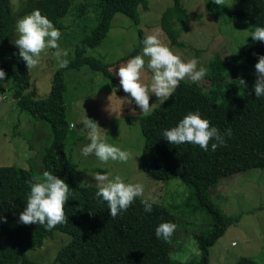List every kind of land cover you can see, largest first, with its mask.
I'll use <instances>...</instances> for the list:
<instances>
[{
	"label": "trees",
	"instance_id": "trees-1",
	"mask_svg": "<svg viewBox=\"0 0 264 264\" xmlns=\"http://www.w3.org/2000/svg\"><path fill=\"white\" fill-rule=\"evenodd\" d=\"M140 2L95 0V24L74 42L73 56L67 59L68 67L54 71L47 95L35 98L26 92L29 71L13 43L16 18L10 0H0V56L5 59L11 96L16 107L49 123L51 140L42 154L43 170L63 179L73 190L72 197L65 203L66 224L57 225L50 231L36 224L24 225L19 222V214L26 207L30 192L27 182L35 183L37 177L31 169L0 166V216L6 219V222H0V264H40L27 256V249L41 244L55 229L70 234V239L58 248L55 255V261L60 264H176L170 257L176 230L167 241L155 236L156 227L163 222L178 225L171 209L148 200L152 211L147 213L141 203L144 198L137 197L127 211L112 219L107 203L95 195L97 188L73 181V162L64 148L68 131L63 95L66 89L64 71L86 65L101 72L114 84V76L108 70L110 62L85 51L100 42L116 13L128 14ZM70 5L71 0H25L20 13L39 9L55 28L60 29V18ZM79 5V14H82L85 3ZM209 5L214 16L224 22H240L250 32L256 27H264V0H236L231 6H217L210 0ZM175 12L185 15L181 0H172L171 8L159 21L173 43L177 42V31L165 21V15L168 18ZM136 50L137 46L115 62L129 57ZM259 56H264V43L254 41L251 36L245 37L223 56L214 53L205 64L209 79L206 89L198 83L183 80L167 101L153 107L149 115L139 118L143 134L139 161L144 174L162 181L179 178L189 186L185 205L201 208L210 217L209 225L193 233L198 259L191 264L209 263V246L240 217V212L224 213L211 199L212 188L218 180L247 169L264 168V96L256 98L253 92L255 64ZM241 79L247 87L241 84ZM189 112H198L201 118L208 119L210 126L216 127L224 137L226 145L215 151L211 150V143L215 141L210 142L208 151L190 143L170 145L162 137L163 131L176 126ZM227 129H231L230 137L225 135ZM253 260L240 256L238 264L247 261L256 264Z\"/></svg>",
	"mask_w": 264,
	"mask_h": 264
},
{
	"label": "rangeland",
	"instance_id": "rangeland-1",
	"mask_svg": "<svg viewBox=\"0 0 264 264\" xmlns=\"http://www.w3.org/2000/svg\"><path fill=\"white\" fill-rule=\"evenodd\" d=\"M209 1L181 0L186 9L184 16L177 12L168 18L165 15V21L177 31L175 43L170 41L159 25L161 17L171 8L172 0H141L128 14L116 13L100 42L85 51L86 54L110 62L108 70L114 76V84L101 72L86 65L64 71L66 89L63 95L68 121L64 148L73 162L71 178L78 184L95 188L92 178L95 173L107 174L110 178L119 175L125 183L142 184L144 193L141 198L168 206L176 215L178 225L170 251V257L176 264H191L198 259V247L193 233L209 225L210 217L201 208L194 209L185 205L189 186L179 178L162 181L144 174L139 161L143 144L139 123L142 114L134 102L129 104L126 101L125 98L130 97V94L122 90L119 78L114 73L127 60L142 53V41L148 35H157L163 44L185 62L195 58L198 61L197 68L205 67L207 59L216 52L222 56L229 53L251 32L240 22H224L214 16ZM235 1L226 0L225 4L231 6ZM94 2L95 0H71L68 11L60 18L62 28L59 29L61 37L58 43L61 49L68 52L65 59L73 56L76 39L95 24L97 17L95 19ZM24 3L25 0H10L16 18L15 25L19 18L31 13H20ZM80 3H85L82 14H79ZM98 10L99 7L97 13ZM14 36H17L16 31ZM135 46L136 52L115 62L118 57L134 51ZM0 69L6 73L4 80L0 82V166L14 165L31 169L37 178L42 177V154L51 140L50 125L45 119L16 107L2 56ZM56 69L55 60L42 53L39 65L28 69L29 85L26 92L35 98L46 96ZM151 75L146 65L141 74V82L150 84ZM198 84L206 89L209 79L205 76ZM149 95V103L153 108L159 103L154 94ZM132 109H135V114ZM86 118L97 122L105 142L129 151L132 158L127 163L109 161L108 164L97 167L99 162L94 155L86 158L82 156V147L90 143L85 126ZM210 196L224 213L240 212V217L229 224L209 246L207 264H238L240 256L252 258L256 264H264V168H251L220 178ZM69 239L70 234L55 229L41 244L30 246L26 254L40 264H60L55 261V255L58 248ZM244 264L253 263L247 261Z\"/></svg>",
	"mask_w": 264,
	"mask_h": 264
},
{
	"label": "clouds",
	"instance_id": "clouds-1",
	"mask_svg": "<svg viewBox=\"0 0 264 264\" xmlns=\"http://www.w3.org/2000/svg\"><path fill=\"white\" fill-rule=\"evenodd\" d=\"M217 6L225 5L226 0H212ZM16 38L13 43L19 50V58L25 62L27 69H34L40 63V57L50 55L56 62L57 70L68 67L69 61L64 57L68 52L61 49L58 41L61 37L59 29L39 9L33 10L16 21ZM254 41L264 43V27H256L248 34ZM142 53L138 54L126 63L118 67L114 73L119 78L122 90L130 94L126 101L140 109V113L147 116L152 111L150 106V93L154 94L162 105L167 101L179 83L186 78L193 83H198L207 75V68H197L198 61L193 58L187 62L158 38L157 35H148L143 41ZM147 58V60L145 59ZM147 65L152 73L150 84L141 82V74ZM6 73L0 69V82L4 80ZM255 82L253 92L256 98L264 96V56H259L255 64ZM241 84L247 87L244 80ZM135 114V109H132ZM85 126L88 129L90 143L82 147L80 154L85 158L94 155L99 162L97 167L108 164L109 161L127 163L132 155L127 150L105 142L101 137V129L97 122L86 118ZM75 127V125H73ZM225 135L231 136V129H227ZM162 137L170 145L190 143L199 146L204 151H215L220 146H225L226 141L216 127L210 126L208 119L201 118L198 112H189L176 126L164 130ZM92 178L97 188L96 196L102 198L108 205V214L115 219L122 212L127 211L135 198L142 197L144 187L140 183H125L121 176L110 178L107 174L95 173ZM35 183L29 181L30 192L27 196L26 207L19 214V222L24 225L36 224L44 226L46 230H52L57 225L68 222L65 214V203L72 197L73 190L63 179L53 175L50 171H43L42 177L34 178ZM144 211L150 213L152 204L148 199H142ZM90 215L92 213H89ZM0 222H6L0 216ZM176 229L171 222H163L155 229L158 239L168 240ZM235 246V242L233 243Z\"/></svg>",
	"mask_w": 264,
	"mask_h": 264
}]
</instances>
